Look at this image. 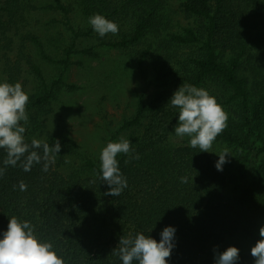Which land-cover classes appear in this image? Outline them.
I'll return each mask as SVG.
<instances>
[{"label": "trees", "instance_id": "obj_1", "mask_svg": "<svg viewBox=\"0 0 264 264\" xmlns=\"http://www.w3.org/2000/svg\"><path fill=\"white\" fill-rule=\"evenodd\" d=\"M74 1L88 17L101 13L110 19L118 12L114 0H52L45 8L60 12L70 23L77 9ZM127 2L136 7L126 12L133 20L132 31L113 47L139 44L148 35L168 30L173 22L171 27L179 29L167 33L169 41L195 49L182 61L187 69L184 82L211 89L210 94L231 109L216 141L241 149L244 170H238L229 188L227 176L215 168L208 152L172 144L178 109L168 102L175 89H160L151 95L138 94L132 117L122 120L123 137L132 142L140 158H133V152L118 154L128 187L118 196L108 195L109 186L100 179V162L73 153L76 142L67 134L51 133L43 116L61 79L48 82L32 55L19 50L16 57L5 59L4 81L19 82L23 58L40 86L38 92L30 93L26 82H20L29 94L25 142L36 138L53 145L58 140L61 150L48 161L46 172L43 160L25 172L19 162L3 165L6 152L0 149V167L5 168L0 175V232L15 215L30 221L43 239L51 241L66 264H121L113 253L121 236L143 232L159 241L162 229L172 225L177 229L176 247L167 258L169 264H214V249L237 239L254 245L264 225V0H181L179 10L187 24L174 23L165 12L166 0ZM37 9L36 0H0L2 34ZM93 32L90 27L87 33ZM81 35L86 34L74 31L63 59L49 55L38 35L23 38L43 60L68 68L79 51L75 46ZM79 52L94 56L91 49ZM143 65L140 60L146 79ZM181 177H187V182L182 183ZM21 180L27 185L25 191L19 189ZM253 261L249 254L239 264Z\"/></svg>", "mask_w": 264, "mask_h": 264}, {"label": "rangeland", "instance_id": "obj_2", "mask_svg": "<svg viewBox=\"0 0 264 264\" xmlns=\"http://www.w3.org/2000/svg\"><path fill=\"white\" fill-rule=\"evenodd\" d=\"M114 2L118 12L110 19L118 24L119 31L116 34L108 33L103 38L96 32L87 33L91 27L88 16L78 10L76 1L73 4L77 9L71 14L70 23L60 12L45 8L52 0H36L38 9L27 13L24 19L19 18L17 25L6 31V34H2L4 29L0 27V81L6 79L3 66L8 55L14 58L19 50L32 55L35 62L42 67L48 82L61 79L52 105L43 111V116L48 119L52 128L51 133L67 134L77 144L76 148H72L73 153L90 155L99 162L100 151L107 142L125 135L121 132L122 120L132 117L137 95H151L160 89L177 90L187 77V69L182 61L195 51L191 47L172 44L169 41L167 33L179 29L171 27L173 22L168 26V30L161 29L158 34L148 35L139 44L114 48L113 43L119 41L123 34H131L133 20L126 12L127 9L133 12L136 8L129 6L127 0ZM180 3L181 0H166L165 12L174 23L187 24L179 10ZM74 31L86 34L76 39V49H91L94 56L77 51L72 55V63L68 68L60 63L43 60L37 49L23 38L27 34L38 35L49 55L55 59H63L65 49L73 41ZM140 60L147 73L146 79L139 68ZM20 65L22 77L18 78V81L26 82L30 93L38 92L40 86L31 78L23 58L20 59ZM221 105L229 115L231 109ZM172 134H175L174 129L170 136L172 144L189 145V137ZM225 147L231 154H227L229 162L223 166V173L229 180V188H232L233 177L239 176L238 170H244V154L241 149L215 140L208 153L217 161V154ZM229 246L238 247L242 257L249 255L254 245L241 239L228 240L216 248V251L222 252Z\"/></svg>", "mask_w": 264, "mask_h": 264}, {"label": "clouds", "instance_id": "obj_3", "mask_svg": "<svg viewBox=\"0 0 264 264\" xmlns=\"http://www.w3.org/2000/svg\"><path fill=\"white\" fill-rule=\"evenodd\" d=\"M88 23L101 38L108 33L116 34L119 31L118 24L101 13L89 16ZM28 101L29 94L20 82L13 84L0 81V149L6 152L3 165L16 166L19 162L27 172L33 164H39L43 160V171L46 172L48 161L53 160L60 152L61 144L57 140L53 145H49L46 141L36 138H32L30 144L25 142L24 124L28 121ZM168 104L178 109V123L174 128L175 134L172 135L187 136L191 147H199L201 151L209 152L217 136L227 126L228 120V113L217 98L204 87L184 82L174 91ZM131 145L129 139L121 136L115 141H108L100 151V179L109 186L108 195L118 196L128 187L127 177L121 172L117 156L120 153L133 152V158L139 159V153H135ZM227 154H231L227 147L217 154L219 158L215 162V168L218 171H223V166L229 162ZM4 171L5 168L0 167V175H3ZM180 180L186 183L187 177H181ZM18 183L20 191H25L27 185L24 181ZM176 231L175 226H165L159 234V241L143 232H137L134 236L123 235L113 253L118 255L121 264H133L134 261L136 264H169L167 258L176 247ZM259 236L261 239L250 249L254 258L253 264H264V225L259 228ZM214 252V264H239L241 260L240 249L236 246H229L222 252L214 249ZM0 264L66 262L57 252L55 245L43 239L30 221L13 215L9 217L7 229L0 232Z\"/></svg>", "mask_w": 264, "mask_h": 264}]
</instances>
